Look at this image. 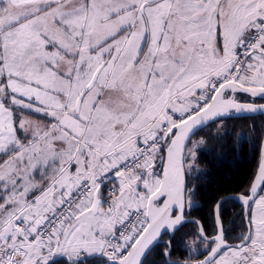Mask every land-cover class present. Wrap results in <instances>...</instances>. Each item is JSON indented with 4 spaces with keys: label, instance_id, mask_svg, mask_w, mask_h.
Returning a JSON list of instances; mask_svg holds the SVG:
<instances>
[{
    "label": "snow or ice",
    "instance_id": "obj_1",
    "mask_svg": "<svg viewBox=\"0 0 264 264\" xmlns=\"http://www.w3.org/2000/svg\"><path fill=\"white\" fill-rule=\"evenodd\" d=\"M257 97L264 0H0V264H144L156 247L164 264H264L255 123L248 185L216 203L211 235L198 228V255L172 259L189 158L231 136L229 119L264 114Z\"/></svg>",
    "mask_w": 264,
    "mask_h": 264
},
{
    "label": "trees",
    "instance_id": "obj_2",
    "mask_svg": "<svg viewBox=\"0 0 264 264\" xmlns=\"http://www.w3.org/2000/svg\"><path fill=\"white\" fill-rule=\"evenodd\" d=\"M255 123L260 128H264V117L257 118H232L228 120V129L232 130V135L226 139H209L206 144H200L195 148V160L189 158L192 169L187 175L188 187L194 188L192 195V208L185 215L198 220L212 234L213 213L216 203L221 198L236 195L243 191L248 185L253 173L257 170L258 154L260 144L258 137L251 136L248 126ZM245 133V138H238L236 133ZM207 132H201L194 136L189 147L195 141H199L201 136H206ZM188 172L187 164L185 165ZM188 196L186 195V205ZM224 226L226 231L232 236L239 235L241 225V206L235 202L225 203L221 208ZM197 226L186 224L182 226L173 236V255L175 260L181 253L188 257V249L185 245L189 240L196 239ZM169 239L168 235L162 237L163 241ZM202 247V245H201ZM163 248L156 247L147 256L144 264H164Z\"/></svg>",
    "mask_w": 264,
    "mask_h": 264
},
{
    "label": "water",
    "instance_id": "obj_3",
    "mask_svg": "<svg viewBox=\"0 0 264 264\" xmlns=\"http://www.w3.org/2000/svg\"><path fill=\"white\" fill-rule=\"evenodd\" d=\"M229 95H231L230 93H229ZM236 96H244V97H247V96H245V94H242V93H237L236 94ZM248 99H249V101H251L253 98H251V97H247ZM255 100H256V102H261V103H257L258 105L259 104H264V101H262L259 97H257V98H255ZM245 117H248V116H251V117H259V116H264V114H243ZM233 117H236V114L235 113H233ZM192 139H193V137H192ZM261 150H262V147H261ZM187 195V194H186ZM237 195V194H236ZM231 196H235V195H229V196H227V197H231ZM185 199H186V197H185ZM235 203H237L238 205H240L239 204V202H235ZM241 206V205H240ZM242 207V206H241ZM214 210H215V208H214ZM189 223H191V224H194V225H196L197 226V229L201 226V223L198 221V220H196V219H194V218H191V217H187L186 215H185V217H184V223H183V225L182 226H184V225H186V224H189ZM182 226H180L179 227V229L182 227ZM177 232V231H176ZM175 232V233H176ZM169 235H171V233H169ZM168 235V236H169ZM175 235V234H174ZM197 235H198V230H197ZM168 241V240H167ZM167 241H163L162 240V242H167ZM149 255V254H148ZM147 255V256H148Z\"/></svg>",
    "mask_w": 264,
    "mask_h": 264
},
{
    "label": "rangeland",
    "instance_id": "obj_4",
    "mask_svg": "<svg viewBox=\"0 0 264 264\" xmlns=\"http://www.w3.org/2000/svg\"><path fill=\"white\" fill-rule=\"evenodd\" d=\"M37 115H38V114L33 113L32 116L27 117V118H28V119H33V118H35ZM194 241H195V239L189 240L188 243H186L185 246H187V249H188V253H189V254L191 253V255H198V254H199L198 252L193 251V249H194L195 246H196L195 243H194ZM200 248H201V251H202V250H203V246H202V247L200 246ZM189 254H188V255H189Z\"/></svg>",
    "mask_w": 264,
    "mask_h": 264
},
{
    "label": "flooded vegetation",
    "instance_id": "obj_5",
    "mask_svg": "<svg viewBox=\"0 0 264 264\" xmlns=\"http://www.w3.org/2000/svg\"><path fill=\"white\" fill-rule=\"evenodd\" d=\"M237 98L240 100H248L249 101V99L247 97H244V96H237ZM257 103H261V102H257ZM259 117H264V116H259ZM252 118H257V117H252ZM261 147L262 146L260 145L259 154H258V163H259V158H260V153H261ZM257 166H258V164H257Z\"/></svg>",
    "mask_w": 264,
    "mask_h": 264
},
{
    "label": "built area",
    "instance_id": "obj_6",
    "mask_svg": "<svg viewBox=\"0 0 264 264\" xmlns=\"http://www.w3.org/2000/svg\"><path fill=\"white\" fill-rule=\"evenodd\" d=\"M108 187H111V185L109 184Z\"/></svg>",
    "mask_w": 264,
    "mask_h": 264
}]
</instances>
